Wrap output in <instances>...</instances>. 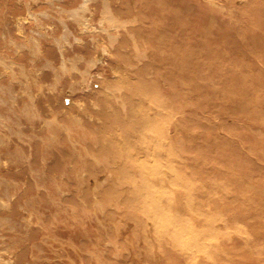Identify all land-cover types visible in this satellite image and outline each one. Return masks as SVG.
Masks as SVG:
<instances>
[{
	"label": "rangeland",
	"instance_id": "rangeland-1",
	"mask_svg": "<svg viewBox=\"0 0 264 264\" xmlns=\"http://www.w3.org/2000/svg\"><path fill=\"white\" fill-rule=\"evenodd\" d=\"M58 262L264 264V0H0V264Z\"/></svg>",
	"mask_w": 264,
	"mask_h": 264
},
{
	"label": "bare ground",
	"instance_id": "bare-ground-1",
	"mask_svg": "<svg viewBox=\"0 0 264 264\" xmlns=\"http://www.w3.org/2000/svg\"><path fill=\"white\" fill-rule=\"evenodd\" d=\"M103 3H104V2H103ZM104 4H105V3H104ZM105 6H107V4H105ZM105 6H104V8H106ZM107 7H108V6H107ZM108 9H109V8H108ZM82 11H83V10H82ZM70 15H71V14H70ZM110 15H111V14H110ZM30 17H31V16H30ZM76 17H77V16H76ZM79 17H80V16H79ZM79 17H77V18H79ZM106 17H107V16H106ZM81 18H82V17H81ZM89 18H90V17H89ZM110 18H111V17H110ZM112 18H113V17H112ZM20 19H24V20H25V18H23V17H22V18L20 17ZM84 20H85V19H84ZM18 21H19V19H18ZM20 22H21V21H20ZM113 22H114V20H113ZM85 30H86V29H85ZM85 30H83V31H85ZM234 46H235V45H234ZM144 95H145V94H144ZM151 100H152V97H151ZM156 100H157V99H155V100L153 99V102L156 101ZM154 103L158 104V106H159V103H160V102H158V100H157V102H154ZM160 104H161V103H160ZM155 106H156V105H155ZM159 107H160V106H159ZM161 107H162V106H161ZM164 111H165V110H164ZM106 120H108V119H106ZM144 126L148 128V127H149V123H148V122H145V123H144ZM96 129H97V128H96ZM58 136H59V135H58ZM121 140H122V139H121ZM153 140H154V139H153ZM153 140H152V141H153ZM145 144H147V145L150 146L151 142L149 143L146 139H144V141H142V143L140 144V149H139V151H142V150L145 151ZM152 153H154V152H152ZM132 165H135V166H136V165H138V163H137V162H134V164H132ZM131 173H132V172H131ZM135 175H137V174H135ZM132 176H134V175H132ZM134 177H135V176H134ZM117 178H118V177H117ZM37 181H38V180H37ZM111 181H112V180H111ZM38 182H39V181H38ZM64 197H65V196H64ZM63 204H64V203H63ZM34 209H35V208H34ZM36 210H37V209H36ZM66 213H67V212H66ZM67 214H68V213H67ZM121 222H122V221H121ZM36 225H37V224H36ZM121 229L123 230V227H122ZM118 236H119V235H118ZM119 237H120V236H119ZM119 237H117V238H119ZM117 249H118V248H117ZM71 262H72V261H71ZM58 264H59V262H58Z\"/></svg>",
	"mask_w": 264,
	"mask_h": 264
}]
</instances>
